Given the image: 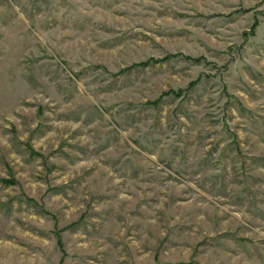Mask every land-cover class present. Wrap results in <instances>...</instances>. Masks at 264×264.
Returning <instances> with one entry per match:
<instances>
[{
	"label": "rangeland",
	"instance_id": "1",
	"mask_svg": "<svg viewBox=\"0 0 264 264\" xmlns=\"http://www.w3.org/2000/svg\"><path fill=\"white\" fill-rule=\"evenodd\" d=\"M0 264H264V0H0Z\"/></svg>",
	"mask_w": 264,
	"mask_h": 264
},
{
	"label": "trees",
	"instance_id": "2",
	"mask_svg": "<svg viewBox=\"0 0 264 264\" xmlns=\"http://www.w3.org/2000/svg\"><path fill=\"white\" fill-rule=\"evenodd\" d=\"M179 54H177L176 56H178ZM182 55V54H181ZM188 58H190L189 56H187ZM156 59L153 58V57H150L149 59H147L146 61L144 62H141V63H137V64H134L133 66H136V65H147L148 63H150L151 61H155ZM194 84V83H193ZM184 89H180V90H169V91H166L164 92V94H169V93H177L179 94L180 92H182Z\"/></svg>",
	"mask_w": 264,
	"mask_h": 264
}]
</instances>
